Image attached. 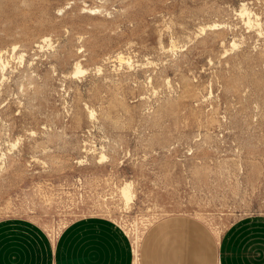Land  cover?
<instances>
[{"label": "rangeland", "instance_id": "rangeland-1", "mask_svg": "<svg viewBox=\"0 0 264 264\" xmlns=\"http://www.w3.org/2000/svg\"><path fill=\"white\" fill-rule=\"evenodd\" d=\"M0 53V219L108 215L145 264L165 220L215 258L264 214V0H0Z\"/></svg>", "mask_w": 264, "mask_h": 264}, {"label": "crops", "instance_id": "crops-1", "mask_svg": "<svg viewBox=\"0 0 264 264\" xmlns=\"http://www.w3.org/2000/svg\"><path fill=\"white\" fill-rule=\"evenodd\" d=\"M217 252L215 258L208 253L195 220L174 218L151 229L145 264H264V214L234 221ZM134 259L130 234L108 215L76 217L54 237L31 218L0 219V264H134Z\"/></svg>", "mask_w": 264, "mask_h": 264}, {"label": "bare ground", "instance_id": "bare-ground-1", "mask_svg": "<svg viewBox=\"0 0 264 264\" xmlns=\"http://www.w3.org/2000/svg\"><path fill=\"white\" fill-rule=\"evenodd\" d=\"M243 10H245V9H243ZM248 19H250V17H248ZM15 47L16 46H14V49H15ZM121 56H122V54H121ZM2 60H3L2 53H0V61H2ZM78 71H80V70H78ZM120 191H121L120 196H122V198L125 202L126 208H130L131 204L134 202V197H135V193L133 191V186H132L131 182L126 181L125 184H123L121 186ZM133 244H134V241H133ZM134 255H135L134 264H136V263L139 264L138 260H140V253H139L138 247L135 246V244H134Z\"/></svg>", "mask_w": 264, "mask_h": 264}]
</instances>
